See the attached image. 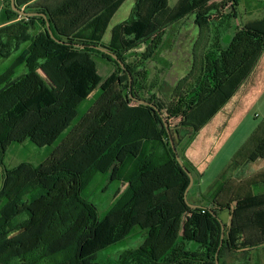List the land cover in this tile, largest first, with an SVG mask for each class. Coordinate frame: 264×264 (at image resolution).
<instances>
[{
    "label": "trees",
    "instance_id": "16d2710c",
    "mask_svg": "<svg viewBox=\"0 0 264 264\" xmlns=\"http://www.w3.org/2000/svg\"><path fill=\"white\" fill-rule=\"evenodd\" d=\"M5 1L0 59H8L10 56L4 52L12 49L18 58L0 76V87L13 80L23 65L25 74L13 91L0 95V264H217V260L220 264H250L252 251L264 247V173L235 189L229 184L214 201L194 203L189 200L190 193L188 201L199 206L190 208L184 197L190 178L176 160L161 116L153 108L134 102L128 93L130 79L126 71L112 57L92 48L98 46L122 59L173 21L213 0H184L180 9L173 10L174 16L168 0H137L133 16L117 27L119 39L114 37L108 45H103L98 36H72L50 14L48 21L55 37L70 45L59 44L50 37L44 18L22 17L12 10L11 0ZM120 1L114 0L113 4L117 7ZM240 2L231 1L233 10ZM21 3L16 0L20 10ZM86 7L80 13L85 14ZM35 13L45 14L43 9ZM236 13L233 19H237ZM195 23L201 38L212 27L207 16L197 15ZM262 25L259 23L254 31L264 37ZM24 44L29 46L22 48ZM261 44L259 48L263 49ZM257 52L234 71L225 60L219 65L223 55H219V68L213 76L205 77L203 70L199 71L202 83L207 79L214 84L203 96L202 86L196 89V101L180 126L193 131L205 126L251 71ZM95 55L128 77L115 75L100 87L94 103L99 104V110L87 120L92 107L83 114L80 108L102 81L93 61ZM42 69L54 86L40 74ZM114 82L117 88L112 91ZM179 91L171 87L168 96L160 95L169 102L171 95ZM153 97L152 102L165 113L163 97ZM79 125L90 127L64 151L59 167L5 165L9 144L29 141L43 148L59 142L58 147ZM258 160L264 161V126L240 149L233 164L241 166ZM66 164L76 170L63 168ZM100 174H109V182L128 184L103 218L86 196ZM158 174L165 176L162 180L154 178L152 184L145 183ZM223 212L230 213L231 222L227 225L222 221L226 227L222 241V224L214 214L220 218ZM136 228L144 232L139 247L114 258L103 254L131 237Z\"/></svg>",
    "mask_w": 264,
    "mask_h": 264
},
{
    "label": "rangeland",
    "instance_id": "374dc122",
    "mask_svg": "<svg viewBox=\"0 0 264 264\" xmlns=\"http://www.w3.org/2000/svg\"><path fill=\"white\" fill-rule=\"evenodd\" d=\"M83 1L85 2L69 4V17L61 28L72 36L78 33L86 36L84 38L98 36L102 39L103 45H108L111 44L114 37L119 39L116 33L117 27L125 24L133 16L137 0H121L117 7L116 4H113L114 0ZM183 1L168 0L167 6L170 8L172 16L175 13L173 10L180 9L179 6ZM231 1L213 0L202 4L183 19L173 21L167 29L133 48L128 55L124 54L121 59L131 76L132 88L129 86L128 89L130 98L132 94L138 100L147 102L155 101L153 96H158V99L163 97L162 99L165 100L163 94L167 93L168 96L171 87L180 90L179 93L171 95L169 102L166 100L163 102V109L166 111L164 113L162 110V113L170 124L175 146L181 159L186 155L187 143L188 145L192 143L200 145V149L202 148L201 154L197 156L199 162L195 170L203 175L200 181L201 190L210 198L213 194H221L226 186L232 183V179H237L236 176L239 172L237 173V170L232 167L233 165L231 166L232 160L238 153L237 150L243 144L248 143L255 132L264 126V48H259L260 41L264 44V37L254 31V28L258 29L259 23L264 24V0H241L240 5L236 8L237 11L233 10ZM85 6L88 7L87 11H84L85 14L83 11L80 13ZM234 13H236L237 19H233ZM79 14H84V22L74 24V20ZM197 15L209 17L212 23L210 31L205 33L202 38L201 31L195 23ZM261 30H264V25ZM123 43L127 44L126 41ZM27 46L29 45L24 44L22 48ZM212 46H214L213 50ZM13 51L14 49L5 51L4 54L10 57L0 59V76L16 63L18 55ZM254 52L257 54L251 71L233 93L230 102L207 122L205 126L209 127L202 131L200 137L190 138L191 131H186L189 134L185 135L183 133L185 129L181 130L180 124L184 120V114L188 111L189 106L191 104L193 106V102L196 101L193 98L196 89L202 86L203 89L200 93L203 96L214 84V81L207 79L204 80L205 83H202L199 71L203 70L202 73L205 77L213 76V73L217 72L216 67L219 68L220 64L223 65V60H225V64H228L229 69L234 71L237 66L240 68L251 56H254ZM219 55H223L221 60ZM218 59L220 60L219 65ZM93 61L102 81L99 86L92 89L88 100L80 108V113L83 114L92 107L88 112L89 116L85 117L87 120L96 115L99 110V104L94 103L100 94V87L115 75L121 78L127 76L121 71L118 72L111 62L102 59L100 55L93 56ZM24 69L23 65L16 71L13 80L0 87V95L13 91L25 74ZM40 74L51 86H54V82L47 76L45 70L42 69ZM116 88L117 85L114 82L112 91H115ZM160 90L162 91L160 92ZM160 93L163 94L160 95ZM157 104L159 108L163 107L161 103ZM89 127L86 125L76 126L58 147L56 146L59 142L56 146L43 148L29 141L9 144L5 165L9 168H15L20 164L34 166L42 164L44 167L53 169L59 167L64 151L73 146ZM213 127L215 128L212 129ZM215 133H217V138L212 136ZM197 138L198 140H196ZM63 166V168L76 170L69 164ZM261 166H264L263 161L251 167L260 168ZM163 176L165 175L152 176L153 178L151 177L145 183L152 184L156 182L154 178L162 180ZM233 176L234 178H232ZM95 179L86 192V196L98 209L99 216L103 218L119 200L128 184L109 182V174H100ZM2 183L3 178L0 175V189ZM233 188L235 189V186ZM195 190L194 183L188 197ZM228 214L227 212L221 214V219L224 222L228 221ZM237 239L240 241L239 237ZM143 241L144 232L136 228L131 237L109 247L103 254L108 258L118 257L126 250L139 247ZM251 254L250 264H264V247L253 250Z\"/></svg>",
    "mask_w": 264,
    "mask_h": 264
},
{
    "label": "crops",
    "instance_id": "0c3cea01",
    "mask_svg": "<svg viewBox=\"0 0 264 264\" xmlns=\"http://www.w3.org/2000/svg\"><path fill=\"white\" fill-rule=\"evenodd\" d=\"M20 1L22 2L21 4L23 5L22 10H25V11L28 10L30 12L35 13L36 11H40L41 9H43L44 13L47 15L48 19H49L50 14L52 15V13H53L55 15V18H54V15H53V19L55 20V22H57V24H58V26L60 28L62 26H64V22L69 17L68 16L69 15V4L72 2L71 0H20ZM77 1H80V0H77ZM5 9H6V1L5 0H0V28L3 27L6 24L5 23L6 22V18H5V13H4ZM82 10H83V8H82ZM83 16H84V14H79V16L76 17V19L74 20V24L83 23L84 22ZM50 24H52V23H50ZM53 28H54V25H53ZM230 100H229V102H230ZM205 125H207V123ZM207 127H209V126H202L197 131H193L191 127H187V126H184V127L181 126L180 129L181 130L185 129L184 132H183L185 135L189 134L186 131H191L192 133L190 135L191 136L190 138H194V137H200L201 134H202V131H204ZM214 128L215 127H213L212 129H214ZM216 134L217 133L212 135L213 138L214 137L217 138ZM196 140H198V138ZM245 144H243L241 147H239L237 152H239L240 149ZM201 152H202V148L200 149V145H195V144L193 145V143L191 145H188V143H187L186 155H184V157H182V161L190 169V171L192 172V174L194 176V183H195V186H196V190L191 192V199H192V201L194 203H204V202L206 203V202H209L211 200L214 201L215 200L214 198L218 197L217 195H219V194H217V195L213 194L212 197L210 198L201 190L200 181H201V178L203 177V175L201 173H197L196 170H195V167L197 166V164L199 162L197 160V156L200 155ZM233 161L234 160H232L231 166L233 165L232 167L235 168V170H237L236 172L237 173L239 172L237 174V176H236L237 179H235V180L232 179V181H231L232 183H230L231 185H233L235 187L238 184L240 185L243 182L248 181V180H250L252 178H256V176L264 173V166H261L260 168H256V167L252 168L251 167L252 165L253 166L257 165V163H259L262 160H258V161L254 162V163L246 162L245 164H243L241 166H235L233 164ZM191 168H193L194 170L191 169ZM195 177L197 178V180H196ZM232 178H234V176ZM262 190H263V187H262ZM255 192L257 193V190ZM227 213H229V212H227ZM228 216L229 217H228V221L227 222H224L221 219L227 225L230 224V222H231L230 213L228 214ZM220 218H221V216H220Z\"/></svg>",
    "mask_w": 264,
    "mask_h": 264
},
{
    "label": "water",
    "instance_id": "95a60500",
    "mask_svg": "<svg viewBox=\"0 0 264 264\" xmlns=\"http://www.w3.org/2000/svg\"><path fill=\"white\" fill-rule=\"evenodd\" d=\"M11 7H12V10L16 13H18L20 16L22 17H25V18H32V17H42L46 20V25H47V30H48V33L50 35V37L56 41L57 43L59 44H67V45H70L66 42H63V41H60L58 40L54 34H53V31L51 29V24L50 22L48 21V17L46 14H43V13H28V12H25L24 10H20L17 5H16V1L15 0H11ZM77 47H80V48H83L84 46L83 45H76ZM92 48L112 57L125 71L126 73L129 75V79H130V88H132V85H131V76H130V73H129V70L128 68L126 67V65L122 62L121 59H119L115 54L109 52L108 50L106 49H103V48H100L98 46H92ZM131 98L132 100H134L135 102H138L139 104H142V105H146V106H149L151 108H153L154 110H156V112L159 113V115L161 116L162 120H163V123H164V126L166 128V131L168 133V137H169V141H170V144L172 146V149L173 151L175 152V155H176V160L177 162L179 163V165L182 167V169L186 172V174L189 176L190 178V184L185 192V201L186 203L188 204V206L192 209H196V208H199V206H196V205H193L191 204L189 201H188V194L191 190V188L193 187L194 185V176L193 174L189 171V169L185 166L184 162L182 161L180 155L178 154V151L176 149V146H175V141L173 139V134H172V130H171V127H170V124L168 122V120L164 117V115L162 114V112L158 109V107L152 103V102H147V101H144V100H138L137 98H135L132 94H131ZM214 214V213H213ZM214 216L220 221V223L222 224V241L225 237V227H224V224L222 222V220L214 214ZM222 247V242H221V246L220 248ZM217 264H220L219 261L217 260Z\"/></svg>",
    "mask_w": 264,
    "mask_h": 264
}]
</instances>
